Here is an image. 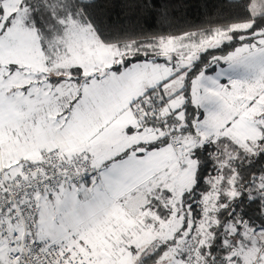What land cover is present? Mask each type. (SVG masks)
<instances>
[{
  "label": "snow or ice",
  "instance_id": "obj_1",
  "mask_svg": "<svg viewBox=\"0 0 264 264\" xmlns=\"http://www.w3.org/2000/svg\"><path fill=\"white\" fill-rule=\"evenodd\" d=\"M0 264H264V0H0Z\"/></svg>",
  "mask_w": 264,
  "mask_h": 264
},
{
  "label": "trees",
  "instance_id": "obj_2",
  "mask_svg": "<svg viewBox=\"0 0 264 264\" xmlns=\"http://www.w3.org/2000/svg\"><path fill=\"white\" fill-rule=\"evenodd\" d=\"M191 18L195 19L197 23L200 22V18L196 15L195 10L193 11Z\"/></svg>",
  "mask_w": 264,
  "mask_h": 264
}]
</instances>
